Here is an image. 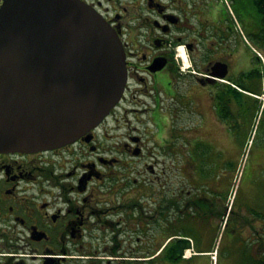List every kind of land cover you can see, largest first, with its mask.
<instances>
[{"label": "flooded vegetation", "instance_id": "1", "mask_svg": "<svg viewBox=\"0 0 264 264\" xmlns=\"http://www.w3.org/2000/svg\"><path fill=\"white\" fill-rule=\"evenodd\" d=\"M81 1L119 35L126 87L75 142L0 153V264H264V144L249 181L234 167L244 125L264 115L245 42L262 0L255 31L245 1L243 23L224 0Z\"/></svg>", "mask_w": 264, "mask_h": 264}, {"label": "water", "instance_id": "2", "mask_svg": "<svg viewBox=\"0 0 264 264\" xmlns=\"http://www.w3.org/2000/svg\"><path fill=\"white\" fill-rule=\"evenodd\" d=\"M225 68L217 62L214 68ZM224 73L217 75L225 77ZM117 32L81 0H5L0 8V153L71 144L120 102Z\"/></svg>", "mask_w": 264, "mask_h": 264}, {"label": "rangeland", "instance_id": "3", "mask_svg": "<svg viewBox=\"0 0 264 264\" xmlns=\"http://www.w3.org/2000/svg\"><path fill=\"white\" fill-rule=\"evenodd\" d=\"M227 6V15L232 20H240L243 23L242 17H240L239 4L240 1L246 2V8L243 10V13H246V24L250 26L251 31H255L260 27V15L255 11L251 0H224ZM234 19V20H233ZM247 25V26H248ZM248 26V27H249ZM253 42V41H252ZM252 43L251 46H246L247 59L250 60L252 56H254L253 48L257 47L256 44ZM255 45V47L253 46ZM258 48V47H257ZM260 49V48H259ZM262 51V50H260ZM264 54V51H262ZM185 61V60H184ZM186 62V61H185ZM188 61L186 62V65ZM184 118V115H183ZM184 123H189L190 119L186 118ZM171 126L174 123H168ZM167 124V127H168ZM152 129V128H151ZM167 137V135H166ZM169 138V136H168ZM239 142L237 149V156L234 167L238 166V171L243 172L245 170V179L246 183L252 176V163L253 160L257 157L261 147L264 144V115L263 117H258L255 121L248 120L244 125L241 134L238 137ZM222 140V139H220ZM151 148H153V144H150ZM157 151V150H156Z\"/></svg>", "mask_w": 264, "mask_h": 264}, {"label": "trees", "instance_id": "4", "mask_svg": "<svg viewBox=\"0 0 264 264\" xmlns=\"http://www.w3.org/2000/svg\"><path fill=\"white\" fill-rule=\"evenodd\" d=\"M262 4H261V12H262L263 29L261 31V34L256 37V41H255V39H254V41L256 42V44L258 43L257 46H259V48L262 51H264V0H262ZM254 5H259V4H258V2H254ZM179 257H180L179 254H169V256H168V258L171 260H177V258H179Z\"/></svg>", "mask_w": 264, "mask_h": 264}, {"label": "bare ground", "instance_id": "5", "mask_svg": "<svg viewBox=\"0 0 264 264\" xmlns=\"http://www.w3.org/2000/svg\"><path fill=\"white\" fill-rule=\"evenodd\" d=\"M180 56L182 57L183 61L187 60V54L185 52L184 47H180ZM185 62V61H184ZM186 63V62H185Z\"/></svg>", "mask_w": 264, "mask_h": 264}, {"label": "built area", "instance_id": "6", "mask_svg": "<svg viewBox=\"0 0 264 264\" xmlns=\"http://www.w3.org/2000/svg\"><path fill=\"white\" fill-rule=\"evenodd\" d=\"M259 54V53H258ZM261 56V54H259ZM186 257H188V255H185Z\"/></svg>", "mask_w": 264, "mask_h": 264}]
</instances>
